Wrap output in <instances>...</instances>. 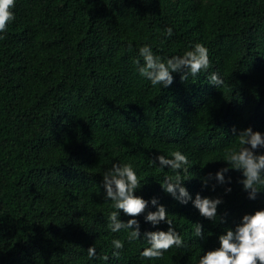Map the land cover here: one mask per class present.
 Returning a JSON list of instances; mask_svg holds the SVG:
<instances>
[{
	"label": "trees",
	"instance_id": "1",
	"mask_svg": "<svg viewBox=\"0 0 264 264\" xmlns=\"http://www.w3.org/2000/svg\"><path fill=\"white\" fill-rule=\"evenodd\" d=\"M14 12L0 40V264H197L226 227L264 208V191L250 199L239 170L225 184L200 179L227 164L219 159L240 130L264 132V0H16ZM145 42L162 57L203 43L223 86L204 72L152 86L132 63ZM174 149L193 163L189 192L223 198L216 221L161 188L163 172L148 159ZM114 160L138 166L135 194L159 198L186 246L148 260L139 255L146 242L125 241L111 256V238L124 230L106 228L100 182ZM143 215L141 233L167 229ZM196 222L204 238L193 235Z\"/></svg>",
	"mask_w": 264,
	"mask_h": 264
},
{
	"label": "clouds",
	"instance_id": "2",
	"mask_svg": "<svg viewBox=\"0 0 264 264\" xmlns=\"http://www.w3.org/2000/svg\"><path fill=\"white\" fill-rule=\"evenodd\" d=\"M16 0H0V40L4 39L9 25L15 19L14 8ZM168 37L173 35V27L168 26L164 30ZM132 48L129 43V49ZM137 55L133 57L134 72L145 78L152 86L161 89L171 85L173 73L179 72L181 80L195 81L202 72L207 73L209 83L217 87L224 84L223 77L216 71L209 72L211 60L209 49L200 42L193 43L180 54L161 56L154 52L153 45L145 42L138 46ZM235 132V129L233 130ZM237 143L228 147L219 160L227 162L215 173L208 172L200 177L202 186L208 185L210 179H215L218 184H225L231 177H226L229 169L241 172L238 182L247 191L250 199H255L257 193L264 191V152L257 149L264 148V132L253 130L251 126L240 130L235 134ZM215 159H209L214 161ZM149 166L155 165L163 172L159 179L161 188L181 204L191 201L198 209L200 215L209 220H217V206L223 203L221 196L201 195L200 192L193 196L183 181L193 176L190 174V166L193 164L189 156L180 149L171 150L170 154L158 152L148 159ZM167 166V171L165 167ZM103 186V199L110 201V210L106 215V228L110 233H120L122 237L113 236L110 241L111 256L119 259L121 250L125 247V241L129 244L136 241H144L147 247L139 251L142 258L155 260L161 258L170 248L186 246V240L174 226V218H170L164 204L159 203V198L153 196L149 199L135 194L144 179L138 172V166L127 160H114L110 167L101 172ZM215 184L211 185L215 189ZM225 192L231 191L228 184ZM149 204L155 206V210H147ZM130 218L120 219L121 211ZM143 213V219L152 225L164 222L167 229L145 230L141 233L140 221L137 217ZM211 233H209L210 235ZM193 235L204 238L202 224L194 223ZM219 244L217 247L204 251L199 255L197 264H264V208H258L251 213H244L240 221L234 227H226L217 235ZM199 251V250H198ZM89 259L96 256V245H90L87 249ZM109 254L105 252L100 259L108 260Z\"/></svg>",
	"mask_w": 264,
	"mask_h": 264
}]
</instances>
